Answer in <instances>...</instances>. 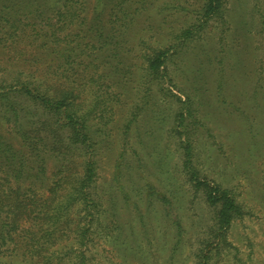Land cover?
Segmentation results:
<instances>
[{
    "label": "rangeland",
    "instance_id": "obj_1",
    "mask_svg": "<svg viewBox=\"0 0 264 264\" xmlns=\"http://www.w3.org/2000/svg\"><path fill=\"white\" fill-rule=\"evenodd\" d=\"M200 1L149 0L121 34L125 58L100 43L84 50L93 213L83 246L53 264H196L214 239L217 208L184 167L186 145L199 177L231 189L245 211L228 244L211 246L210 264H264V0H225L222 18L177 42L200 17ZM144 41L171 47L166 77L146 76ZM62 143L70 153L66 136ZM70 156L60 163L71 159L70 173L80 174L92 154L82 145ZM55 169L47 158L44 188ZM0 264L42 262L5 252Z\"/></svg>",
    "mask_w": 264,
    "mask_h": 264
},
{
    "label": "trees",
    "instance_id": "obj_2",
    "mask_svg": "<svg viewBox=\"0 0 264 264\" xmlns=\"http://www.w3.org/2000/svg\"><path fill=\"white\" fill-rule=\"evenodd\" d=\"M148 2L0 0V254L53 264L54 258L62 261L86 241L96 170L89 125L93 109H84L91 68L84 50L100 43L109 45L117 58H125L118 56L121 34ZM225 4L201 0L200 17L179 31L177 42L193 37L210 18H222ZM143 44L146 76L166 77L171 47ZM113 66L118 68L115 62ZM49 135L52 142L47 141ZM64 136L70 153L64 150ZM82 145L92 156L80 174L70 173L73 161L60 163L61 158L68 160L71 149ZM189 146L184 148V167L208 204L217 208L214 239L196 253V264H210L211 246L228 244V228L245 211L231 189L199 177ZM47 158L55 159L56 169L52 183L44 188V180L50 178Z\"/></svg>",
    "mask_w": 264,
    "mask_h": 264
}]
</instances>
